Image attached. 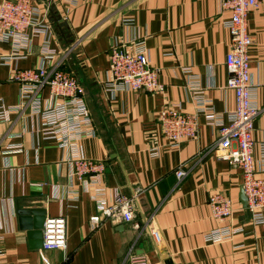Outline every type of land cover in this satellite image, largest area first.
Wrapping results in <instances>:
<instances>
[{
    "label": "crops",
    "instance_id": "0c3cea01",
    "mask_svg": "<svg viewBox=\"0 0 264 264\" xmlns=\"http://www.w3.org/2000/svg\"><path fill=\"white\" fill-rule=\"evenodd\" d=\"M33 2L46 15L49 31L34 37L26 54L0 65V98L6 105L20 103L21 85L11 79L12 71L39 65L47 43L58 51L49 65L63 60L83 84L94 133L65 148L41 134V121L29 109L0 123V246L6 252L0 264H46L34 244L38 238L20 224L19 208L45 209L46 217L68 215L66 247L45 251L54 264H131V255L146 256V264H264V222L255 223L244 206L242 169L216 154L219 127L206 115L228 123L236 108L226 64L232 45L226 20L232 13L222 0ZM248 29L254 37L249 55L255 103L263 107L253 133L255 168L264 176V2L250 11ZM140 40L163 89H113L112 49ZM15 50L11 41H0V54ZM41 97L44 104L55 101L48 86ZM168 104L198 113L197 133L179 146L171 145L159 121ZM74 150L103 160L105 171L92 181L77 177ZM179 166L187 171L181 179ZM119 189L135 198L141 227L118 215L93 227L95 196L111 205ZM217 190L234 206L226 221L218 220L209 204ZM222 226L237 231L208 241L206 235ZM151 227L160 228L161 243Z\"/></svg>",
    "mask_w": 264,
    "mask_h": 264
},
{
    "label": "built area",
    "instance_id": "2783aa9c",
    "mask_svg": "<svg viewBox=\"0 0 264 264\" xmlns=\"http://www.w3.org/2000/svg\"><path fill=\"white\" fill-rule=\"evenodd\" d=\"M263 2L264 0H222L223 9L232 13L231 18L226 20L232 33V45L226 56V64L230 72L228 85L236 93V108L230 111L228 123L205 111L208 119L216 120L219 127V137L214 147L216 154L238 164L242 169L243 188L248 198L247 208L257 224L264 222V176L257 175L255 168L253 133L255 121L263 107L255 103L249 55L254 37L248 29V17L250 11ZM49 26L46 15L33 0H0V41H11L16 48L13 53L0 54V65L10 63L14 57L30 51L34 37L48 32ZM43 53V61L39 65L13 69L11 79L21 85V100L18 105H6L0 98V123L7 121L11 113L29 109L32 115L39 117L40 132L44 137L55 138L65 148L74 147L78 139L94 133L85 88L72 71L63 67V60L49 65L58 55L56 49L45 43ZM109 71V84L113 89L128 88L150 92L163 89L159 71L151 65L148 48L143 40L115 46L110 57ZM46 86L55 99L53 103L44 104L42 101L41 91ZM197 114L184 112L175 104L162 108L159 121L172 146H179L183 139L197 133ZM1 141L0 133V143ZM262 149L260 169L264 171V143ZM73 153L74 174L77 177H88L92 181L105 171L106 163L103 160L84 157L77 150ZM186 173L182 166L176 169L179 179ZM95 200L98 211L90 218L93 227H98L103 217L116 215L132 222L137 228L141 227V223L136 220L134 197L119 189L111 205L98 195ZM209 204L213 215L220 221H226L234 212L231 199L222 191H212ZM236 231L222 226L210 231L206 238L208 241H221L230 238ZM42 233L40 253L46 264H54L45 251L66 247L68 215L61 213L46 217ZM151 233L155 242L161 243L163 234L160 228L151 227ZM5 259V249L0 246V261ZM130 261L131 264H146L148 259L142 255H131Z\"/></svg>",
    "mask_w": 264,
    "mask_h": 264
},
{
    "label": "water",
    "instance_id": "95a60500",
    "mask_svg": "<svg viewBox=\"0 0 264 264\" xmlns=\"http://www.w3.org/2000/svg\"><path fill=\"white\" fill-rule=\"evenodd\" d=\"M53 18V17H52ZM56 19V21L59 19ZM63 24V22H61ZM241 198L244 206L247 207L248 205V198L247 195L245 194L244 188H242L241 192ZM18 214H19V221L20 224L23 228L29 229V235L30 237L34 240V238H38V241L34 240V244L36 246L42 247L43 239H42V227L43 223L45 221V215H46V210L45 209H40V208H19L18 209ZM34 216V217H32Z\"/></svg>",
    "mask_w": 264,
    "mask_h": 264
}]
</instances>
